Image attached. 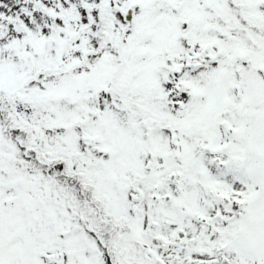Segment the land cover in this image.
Masks as SVG:
<instances>
[{
    "label": "snow or ice",
    "instance_id": "obj_1",
    "mask_svg": "<svg viewBox=\"0 0 264 264\" xmlns=\"http://www.w3.org/2000/svg\"><path fill=\"white\" fill-rule=\"evenodd\" d=\"M0 264H264V0H0Z\"/></svg>",
    "mask_w": 264,
    "mask_h": 264
}]
</instances>
